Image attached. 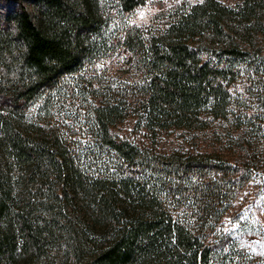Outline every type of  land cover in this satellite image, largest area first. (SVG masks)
Listing matches in <instances>:
<instances>
[{
	"label": "trees",
	"instance_id": "16d2710c",
	"mask_svg": "<svg viewBox=\"0 0 264 264\" xmlns=\"http://www.w3.org/2000/svg\"><path fill=\"white\" fill-rule=\"evenodd\" d=\"M32 2L0 14V264H264L227 222L264 189V0L149 32L100 0ZM130 118L208 149L141 145L117 132Z\"/></svg>",
	"mask_w": 264,
	"mask_h": 264
},
{
	"label": "rangeland",
	"instance_id": "374dc122",
	"mask_svg": "<svg viewBox=\"0 0 264 264\" xmlns=\"http://www.w3.org/2000/svg\"><path fill=\"white\" fill-rule=\"evenodd\" d=\"M15 1L24 2L37 15V8L32 0H0V14L11 9ZM105 13L113 27L123 23L141 27L145 32L154 31L168 23L177 11L187 6L202 3L205 0H147L143 5L130 13L111 12L110 0H100ZM226 5L238 7L243 0H219ZM77 104L67 100L61 104V120L69 124V116ZM117 132L141 145L154 147L161 152L175 150H206L208 143L204 134L187 129H156L135 126L134 119L126 120ZM264 175V174H263ZM236 238L244 243L257 258H264V189L260 180L251 182L239 195L234 210L227 217Z\"/></svg>",
	"mask_w": 264,
	"mask_h": 264
}]
</instances>
